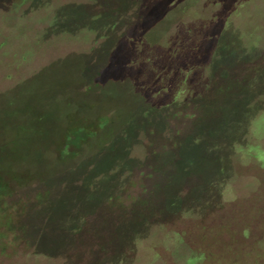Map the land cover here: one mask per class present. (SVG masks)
Returning <instances> with one entry per match:
<instances>
[{"label": "rangeland", "instance_id": "rangeland-1", "mask_svg": "<svg viewBox=\"0 0 264 264\" xmlns=\"http://www.w3.org/2000/svg\"><path fill=\"white\" fill-rule=\"evenodd\" d=\"M264 0H0V264H264Z\"/></svg>", "mask_w": 264, "mask_h": 264}, {"label": "clouds", "instance_id": "clouds-1", "mask_svg": "<svg viewBox=\"0 0 264 264\" xmlns=\"http://www.w3.org/2000/svg\"><path fill=\"white\" fill-rule=\"evenodd\" d=\"M250 131L252 136H261L264 135V111L257 114L255 118L251 120ZM235 151L238 155L247 154V153H256L259 154L260 159L264 160V146H252L246 149L242 147L239 143L234 145Z\"/></svg>", "mask_w": 264, "mask_h": 264}]
</instances>
